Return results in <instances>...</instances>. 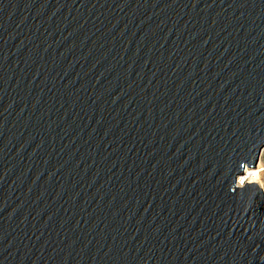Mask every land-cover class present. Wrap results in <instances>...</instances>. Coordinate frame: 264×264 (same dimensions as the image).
Returning a JSON list of instances; mask_svg holds the SVG:
<instances>
[{
    "label": "water",
    "instance_id": "obj_1",
    "mask_svg": "<svg viewBox=\"0 0 264 264\" xmlns=\"http://www.w3.org/2000/svg\"><path fill=\"white\" fill-rule=\"evenodd\" d=\"M264 0H0V264H264Z\"/></svg>",
    "mask_w": 264,
    "mask_h": 264
},
{
    "label": "bare ground",
    "instance_id": "obj_2",
    "mask_svg": "<svg viewBox=\"0 0 264 264\" xmlns=\"http://www.w3.org/2000/svg\"><path fill=\"white\" fill-rule=\"evenodd\" d=\"M259 168L260 166L255 170V168L247 167L244 172L245 176L239 177L238 184L241 185L242 182L245 183L247 181H258V178L260 176Z\"/></svg>",
    "mask_w": 264,
    "mask_h": 264
},
{
    "label": "rangeland",
    "instance_id": "obj_3",
    "mask_svg": "<svg viewBox=\"0 0 264 264\" xmlns=\"http://www.w3.org/2000/svg\"><path fill=\"white\" fill-rule=\"evenodd\" d=\"M260 166L259 170H260V176L258 178V181H255L257 182L264 190V148L262 149L261 151V154H260V157H259V161L257 162V165L255 167V170L258 169V167ZM249 167V166H246L245 169ZM245 176L244 174L240 177H243Z\"/></svg>",
    "mask_w": 264,
    "mask_h": 264
},
{
    "label": "built area",
    "instance_id": "obj_4",
    "mask_svg": "<svg viewBox=\"0 0 264 264\" xmlns=\"http://www.w3.org/2000/svg\"><path fill=\"white\" fill-rule=\"evenodd\" d=\"M246 183V182H245ZM244 182L241 183V185H244L245 184Z\"/></svg>",
    "mask_w": 264,
    "mask_h": 264
}]
</instances>
